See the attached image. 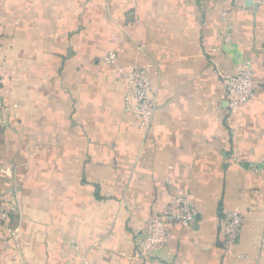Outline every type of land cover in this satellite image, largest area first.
I'll return each mask as SVG.
<instances>
[{"label":"crops","instance_id":"crops-1","mask_svg":"<svg viewBox=\"0 0 264 264\" xmlns=\"http://www.w3.org/2000/svg\"><path fill=\"white\" fill-rule=\"evenodd\" d=\"M0 38V264H264V173L251 170L264 162V0H0ZM242 62L254 95L230 114L221 73ZM133 63L151 70L147 129L118 71ZM181 196L192 226L138 255L151 216ZM230 210L243 219L233 252Z\"/></svg>","mask_w":264,"mask_h":264},{"label":"built area","instance_id":"built-area-1","mask_svg":"<svg viewBox=\"0 0 264 264\" xmlns=\"http://www.w3.org/2000/svg\"><path fill=\"white\" fill-rule=\"evenodd\" d=\"M222 17L226 20L228 14L224 13ZM1 47L0 38V50ZM116 57L117 54L112 50L106 56V61L116 65ZM118 71L121 78L130 85L129 93L125 97L128 111L136 115L142 128H149L154 116L155 99L150 66L133 63L127 67H119ZM253 74L254 69L249 62L237 64L234 72L221 73L223 91L230 114L252 99L254 95ZM3 76V66L0 61V110L6 104L3 93ZM251 170L264 173V162L262 164L253 163ZM177 202L179 208L176 211L166 209L151 216L147 235L141 241L142 248L138 251V255L148 256L158 246L165 244L171 237L170 228L173 223H179L185 227L192 226L197 215L193 203L183 196L178 197ZM5 217V214L1 212L0 219ZM242 228V215L238 210H230L222 225L227 251L233 252ZM83 264H89V262L85 259Z\"/></svg>","mask_w":264,"mask_h":264}]
</instances>
